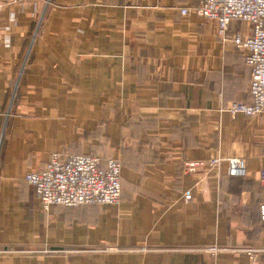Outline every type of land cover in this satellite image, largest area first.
I'll return each instance as SVG.
<instances>
[{"label":"crops","instance_id":"obj_1","mask_svg":"<svg viewBox=\"0 0 264 264\" xmlns=\"http://www.w3.org/2000/svg\"><path fill=\"white\" fill-rule=\"evenodd\" d=\"M1 1L0 264H264V110L227 111L252 103L250 26L222 40L202 0ZM52 154L118 160L119 203L43 211L24 178Z\"/></svg>","mask_w":264,"mask_h":264},{"label":"built area","instance_id":"obj_2","mask_svg":"<svg viewBox=\"0 0 264 264\" xmlns=\"http://www.w3.org/2000/svg\"><path fill=\"white\" fill-rule=\"evenodd\" d=\"M4 3L0 0V10ZM187 9L180 14L186 16ZM193 13L200 18L215 22L218 35L226 40V34L232 21H242L250 26L247 36L235 35L233 44L244 51L245 64L250 68L248 95L251 104L230 103L227 111L231 115L242 114L254 117L264 110V0H202ZM227 174L230 177L247 175L246 161L233 157L226 160ZM219 160H210L209 168H214ZM203 166L202 163L189 165V170ZM24 181L33 187L36 198L43 211L51 206L74 208L84 205L114 206L121 197V164L114 158L104 162L95 155L52 154L46 165L39 172L29 173ZM264 184V171L260 176ZM189 201L191 195L183 196ZM261 218L264 220V205L261 206ZM217 253L220 249L209 250ZM252 263L257 261V252L245 250Z\"/></svg>","mask_w":264,"mask_h":264},{"label":"rangeland","instance_id":"obj_3","mask_svg":"<svg viewBox=\"0 0 264 264\" xmlns=\"http://www.w3.org/2000/svg\"><path fill=\"white\" fill-rule=\"evenodd\" d=\"M59 207H61V206H59ZM97 207H101V206H97ZM62 208H64V207H62Z\"/></svg>","mask_w":264,"mask_h":264}]
</instances>
